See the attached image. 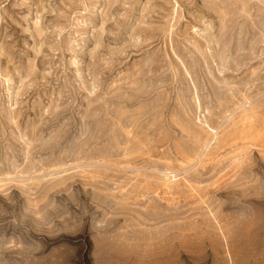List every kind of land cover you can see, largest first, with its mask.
I'll use <instances>...</instances> for the list:
<instances>
[{
	"label": "rangeland",
	"instance_id": "obj_1",
	"mask_svg": "<svg viewBox=\"0 0 264 264\" xmlns=\"http://www.w3.org/2000/svg\"><path fill=\"white\" fill-rule=\"evenodd\" d=\"M0 264H264V0H0Z\"/></svg>",
	"mask_w": 264,
	"mask_h": 264
}]
</instances>
